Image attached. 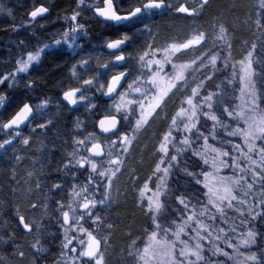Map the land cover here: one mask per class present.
Listing matches in <instances>:
<instances>
[{
    "label": "snow or ice",
    "instance_id": "obj_1",
    "mask_svg": "<svg viewBox=\"0 0 264 264\" xmlns=\"http://www.w3.org/2000/svg\"><path fill=\"white\" fill-rule=\"evenodd\" d=\"M198 2L199 9H190L184 4H180L175 8V11L188 16H198L210 0H198ZM83 3L84 0H77V7L73 14L64 17L69 27L63 31L60 39L54 40L56 46L66 45L69 49H75L78 46V35L87 34L86 26L78 22ZM89 7L94 8L95 15L105 21L121 23L138 16L151 15L163 8L171 9L173 6L168 0H138L134 7L121 13L120 9L115 6L114 0H103V6L90 4ZM259 10L256 27L258 30H264V0H259ZM2 12H6L9 16L13 15L12 9H6L0 4V13ZM48 12L49 7L43 4L34 6L33 10L28 13L31 18L29 23ZM216 23L219 24V29L212 41V46L199 56L194 57L191 63L177 65L174 58H179L177 54L183 55L186 52L203 48L209 40L208 33L203 30H195V34L183 42L177 38L175 41L167 43L163 48L162 57L158 55L159 49L145 51L139 56L140 75L128 85V90L124 93H121L120 89L127 79L126 72L119 71L118 74H113L105 92L104 85L99 84V76L83 80H80L78 76V69H84L85 73L88 71L90 61L82 59L81 62L73 65L72 75L80 86L63 91L62 100L66 101L67 105L76 106L87 102L84 106L90 111L93 110L96 105L91 102V97L88 95L93 89L109 97L119 95L121 98V103L115 105V112L109 109L108 113L99 120L100 133L89 132L82 138L77 137L73 151L68 154L63 168L58 169L63 172L65 177L69 175L72 177L70 190L66 197L56 201L54 211L56 223L62 229L64 236L61 256L67 257L69 252L72 253L73 264H104L102 248L107 241L99 237L98 229L104 221L100 212L109 206L112 199L110 190L113 178L121 171L124 158L129 154L130 146L136 139V133L149 123L150 118L158 115L157 110L166 104V98H170V93L174 95L175 92H182V98H179V109L172 117L168 130L163 134L159 143L157 151L162 155L149 177V182L156 178L155 189L150 187L149 182H145L139 189L140 206L145 215L149 217L152 227L145 230L148 239L144 248L137 249L134 253L130 252L129 255L134 256L138 264H158L161 256L170 261V264H213V257L216 258L215 264H221L219 259L221 256L227 258L223 262V264H227L228 260L234 259L228 251L209 238L215 231L218 219L222 225L229 223L226 208H234V202L247 203L246 200H238L237 195L234 194L239 187L247 186V191L244 193L246 197L256 186H259L264 193V110L255 103L257 80L264 79V58H253L258 48L264 51V31H261V34L252 42V50L247 52V56L238 62L239 71H237L236 63L231 65V77H226L221 82L224 88L202 95L201 89L204 87L205 80H210L213 76L203 75L199 82H196L195 74L207 73L211 69L214 75L215 72L221 71L218 62H223L224 69L229 68L228 57L224 54L226 47L230 56L229 29L219 21V18H216ZM15 30L13 29V31ZM128 40L129 36L123 34L121 37L106 42V48L112 50L111 54L115 56V61L104 65L105 71L127 59L123 54V47ZM48 47L50 45H44L34 54L29 52L26 59H18L16 70L0 77V85L8 82V87H13L17 73L28 74L30 66L39 62L41 53ZM205 61L208 62L205 63ZM167 65H171V72L167 71ZM145 68L147 71H143ZM186 72L192 75V81L187 79ZM162 78H167V87L157 91L160 88L158 80ZM237 79L240 81L241 93L250 97L252 101L242 111H236L224 102L227 86L233 84V81ZM192 83H195L196 86L191 87V94L187 95L188 88ZM33 86L32 81L26 84L28 88ZM217 87L220 88L219 85ZM133 93L139 95L134 96ZM4 102L5 96L0 95V107L4 105ZM47 104L48 101L44 100L41 104L36 105L35 109H41ZM221 105L229 119L237 120L235 129H232L229 124H225L216 114L217 108ZM137 107L139 108L138 116ZM33 113L34 107L30 103H24L11 119L7 122L0 121V130H7L9 136L0 142V149L11 145L15 137H21L19 129L22 125L31 123ZM201 116L215 122L211 133L212 139H217L215 130L222 128L229 137H242L246 151L241 144H235L227 150L208 145L209 136L198 128ZM132 117H136L134 124H131ZM240 120L243 121V126L240 125ZM121 121H128L131 124L130 130L121 132ZM49 123L51 122L41 123L38 127L46 128ZM80 127L81 124L78 121L77 129L79 130ZM177 134L179 139H177ZM22 139L23 144L28 146L29 138ZM200 139L204 141L203 146L198 143ZM257 141L262 143L257 144ZM225 143L232 142L221 141L222 145ZM173 149L174 151H172ZM188 151L203 160L201 172L189 171L186 165L180 167L179 162L184 159ZM254 156H258V159H254ZM165 164L166 166L162 168V165ZM175 168H179L196 184L202 185L207 190L205 192L206 203L202 199L188 194L187 191L177 194V190L171 187L169 179L174 175L173 169ZM204 168L210 170L206 171ZM222 169H238V171L224 176L221 175ZM81 170L86 172L83 181L78 180ZM31 175L32 173H29V176ZM201 176L203 180H201ZM131 178L135 179V177ZM64 187V182H53L50 192L53 194L64 192ZM36 188L43 192L41 183H37ZM48 195L49 193H45L46 200ZM39 206V203H34L32 209ZM178 206H182V208ZM198 206L199 210L197 211ZM43 207L46 210L44 215L49 216L52 211L49 204L44 203ZM213 209L215 212L212 211ZM253 211L254 214L248 215L240 212L237 217L240 223L247 228L246 235L239 240L238 245L232 242L235 237L229 236L225 227L219 229V232L224 235H217L214 239L225 241L227 248H232L238 255H242L241 247L251 249L256 246L258 238L264 235L254 228V224L264 219V200L259 202L254 200ZM173 212L180 222H177V219L171 215ZM204 217L209 218L212 223L205 224L202 219ZM19 222L28 233H32L35 228L41 236L43 235V225H37L35 221L30 224L24 216L19 217ZM112 227L113 224H106L107 229ZM231 231L232 233L237 232L235 221L232 222ZM192 233L195 235H191ZM183 237H187V239ZM204 241L207 242V248L202 243ZM8 242L0 235V244ZM39 243L38 238L32 247L36 248ZM42 250V247L37 248V252ZM14 251H16L15 248ZM24 255L23 251H19L21 258ZM244 259L253 262V264H264V259L255 251L251 252V255L245 256Z\"/></svg>",
    "mask_w": 264,
    "mask_h": 264
},
{
    "label": "trees",
    "instance_id": "obj_2",
    "mask_svg": "<svg viewBox=\"0 0 264 264\" xmlns=\"http://www.w3.org/2000/svg\"><path fill=\"white\" fill-rule=\"evenodd\" d=\"M114 3L121 13H125L135 6L138 0H114ZM40 4L49 7V12L26 27L30 21L27 12L32 9L28 6L34 7ZM76 4L77 0H31V3L30 0H9L4 4L8 9H12L13 15L7 23L0 25V77L13 72L16 68L15 62L26 53H34L44 45L50 47L41 53L38 63L30 66L28 74H22L20 80H15L13 87H8V82L0 85V95L5 96L4 105L0 107V121L5 122L26 102L34 107L31 123L20 131L21 137H16L11 145L0 150V235L9 241L0 244V264H50L61 256L64 236L62 229L56 223L54 211L58 195L57 192L51 193L50 189L53 182H64V189L70 187L71 175L65 177L58 169L63 168L68 154L73 151L77 138V122L90 118L92 132L97 133L95 121L99 116L104 115L106 104L103 94L94 89L88 93L91 102L96 105L91 111L84 106L87 102L71 108L62 100L63 91L80 86L72 75L73 65L78 64L82 59L90 61L86 73L84 69H78L80 80L104 75L100 69L103 65L110 64L113 57L111 53L104 51V45L107 41L121 37L123 34L129 36L123 53L130 57L133 49L139 52L145 49L148 51L159 49V52H163L167 43L177 38L183 42L191 38L195 30H203L208 33L209 45L207 43L203 48H198L189 55L187 52L181 56L177 54L180 56L178 60L186 56H199L212 46L210 37L219 29V24L216 23V18H219V21L229 29L230 56L229 50L226 47L224 49L225 56L229 57L227 59L229 68L224 69L223 62H220L221 71L215 72L214 75L212 71L196 74V82H199L203 75L213 76L212 79L205 80L201 89L206 94L224 88L221 82L226 77H231V65L247 56V52L252 50V42L261 31H264L256 27L259 18L257 14L260 11L257 0H210L198 16L177 13L173 8L179 6H173L171 9L164 8L151 15L138 16L117 26L98 20L92 8L88 7L81 8V15L78 17V22L85 25L87 30L86 35H78V46L75 49H69L66 45L56 46L54 40L60 39L63 31L69 27L64 17L73 14ZM186 7L199 9V2L197 0L195 5ZM253 58H264V51L258 48ZM129 62L130 60H126L124 67L130 77L132 70ZM108 74L112 76V72H105V75ZM29 81L33 82L32 88L26 87ZM234 84L233 82L227 86V94L224 96V102L231 107L234 104L232 96L237 91ZM180 93L175 92L174 95L170 93V98H166V104L157 110L158 115L150 118L149 123L136 133L126 167L115 179L117 191L113 200L100 212L104 221L99 229L104 233L107 241L104 245V264H138L137 259L129 253H134L137 249L142 250L147 239L145 230L152 227L149 217L140 206L139 189L154 171L159 156L157 149L160 134L165 132L171 121ZM44 100H47L48 104L41 109H35V106ZM255 102L264 110V79L257 80ZM216 114L224 123L231 121L224 113L222 105L217 108ZM48 121L51 123L46 128L38 127L39 124ZM209 125L210 121L200 118L198 128L205 135H209L207 134L211 129ZM120 129L121 132L125 129L122 121ZM221 130L224 129L215 130L217 139H208V145L224 150L227 146L221 144L224 139ZM7 135L8 133L0 130V141ZM22 138H29L28 146L23 144ZM17 151L21 158L14 160L13 155ZM179 163L181 168L186 165L189 171L199 173L203 160L188 151ZM204 170L207 171V168ZM173 172L174 175L169 179L171 187L177 190V194L187 191L188 194L204 201V189L201 185L196 184L179 168L173 169ZM29 173L32 175L29 176ZM85 176L86 172L81 170L78 180L83 181ZM200 178L202 180V176ZM37 183H41L43 192L37 190ZM45 193H49L47 200ZM34 203H39L40 206L32 209ZM44 203H48L52 210L49 216L44 215L46 211L43 207ZM178 207L182 208V206ZM171 215L179 219L175 212ZM20 216H24L30 224L35 221L37 225H43V235L41 236L35 228L32 233H28L19 222ZM107 223L113 224V227L107 229ZM254 228L264 234V219L254 224ZM38 238L40 243L36 248L32 247ZM40 247L43 250L37 252V248ZM223 249L234 257L232 261L228 260L227 264H253L244 257L255 251L264 259V235L258 238L256 246L240 250L245 256L238 257L233 249ZM19 251L25 253L22 258L19 256ZM205 255L207 256L208 253L206 252ZM219 259L221 264L227 260L223 256ZM215 260L216 258L213 257V264Z\"/></svg>",
    "mask_w": 264,
    "mask_h": 264
},
{
    "label": "rangeland",
    "instance_id": "obj_3",
    "mask_svg": "<svg viewBox=\"0 0 264 264\" xmlns=\"http://www.w3.org/2000/svg\"><path fill=\"white\" fill-rule=\"evenodd\" d=\"M6 1H9V0H0V4H2L6 9H8L4 4H6ZM168 2L172 5V6H180V4H184V5H190V6H192V5H195L196 4V2H197V0H168ZM257 3L259 4V0H257ZM88 4H100V0H84V3L82 4L83 6L85 5H88ZM81 5V6H82ZM174 10H175V8H173ZM12 16H9V15H7V13L6 12H2V13H0V25H3V24H5V23H7L9 20H10V18H11ZM218 34V30H215L213 33H212V35H211V37H210V39H211V42L213 41V39H215V36ZM217 43H220L219 41H217ZM210 43H208L207 45H209ZM222 47H223V45H221ZM40 48H43V46H41ZM39 48V49H40ZM38 49V50H39ZM145 51H148L147 49H145V50H143V51H137V50H135V49H133L132 50V54H131V56L129 57V56H126L127 57V59L126 60H130V62H129V66H130V68H131V70H132V74H131V76L129 77L128 76V78L126 79V81H125V83H124V85H123V87L120 89V92L121 93H124L125 91H127L128 90V85L129 84H131L136 78H137V76L138 75H140V72H141V65H140V61H139V56L140 55H142ZM35 53V52H34ZM33 53V54H34ZM188 53V55L189 54H192L193 53V51H190V52H187ZM158 55L160 56V57H162L163 56V52H159L158 53ZM180 56H181V54H180ZM180 56H178V57H180ZM113 57H114V55H113ZM183 57V56H182ZM196 57V56H195ZM227 57V56H226ZM246 57V56H245ZM244 57V58H245ZM23 59H26L27 58V54H25L23 57H22ZM112 58V57H111ZM194 57L193 56H186L184 59L183 58H181L180 60H178V59H176V58H174V62L177 64V65H180V64H187V63H191V61H192V59H193ZM229 58V57H228ZM244 58H242L241 60H243ZM208 61H205V63H207ZM239 62V61H238ZM238 62H236V64H237V71H239V64H238ZM219 64H220V62H218ZM15 64L17 65V62H15ZM106 65V64H105ZM104 66V65H103ZM101 67V71L103 72V74L104 75H102V76H99V75H96V76H99V84H103L104 85V88H105V83H106V81L110 78V76H109V74L108 75H105V72L107 73V72H109V73H111L112 72V75L113 74H116V73H118L119 71H121L120 69H118L116 66H114V67H110L107 71H105V69H104V67ZM17 67H18V65H17ZM124 69H126L125 67H124ZM166 69H167V71H169V72H171L172 71V68H171V65H167L166 66ZM127 70V69H126ZM143 71H147V68H145V69H143ZM212 70L211 69H209V73L211 72ZM18 74H20V73H17V75ZM185 75H186V77H187V79L189 80V81H192V79H193V77H192V75H189L187 72L185 73ZM196 75V74H195ZM102 81H104V82H102ZM158 82H159V85H160V88L159 89H157V91H159V90H162L163 88H166L167 87V84H168V82H167V78H162V79H159L158 80ZM198 82V81H197ZM235 84L234 85H236V87H237V91H236V93L232 96V100H233V107L232 108H234L236 111H242V110H244V109H246L247 108V106H248V104L249 103H251L252 101H251V98L250 97H247V96H245L244 94H242L241 93V91H240V81L237 79V80H234L233 81ZM196 86V84L195 83H192L190 86H189V88H188V91H187V95H190L191 94V87H195ZM201 93H202V95H207L208 93H206V94H204V92L203 91H201ZM101 94V93H100ZM133 95L134 96H138L139 94L138 93H133ZM179 98H182V92L180 93V95H179ZM179 98L177 99V102H176V105H175V111H174V113H173V116L175 115V113H176V111H178V109H179ZM197 102H199V101H197ZM84 102H82V104H83ZM119 103H121V98H120V96L119 95H117V96H114L111 100H109V101H106V104H105V106H104V114H107L108 113V111H109V109H111L113 112H115V105L116 104H119ZM256 103V102H255ZM81 104V103H80ZM186 107H187V105H185ZM223 106V105H222ZM139 115V108L137 107V116ZM172 116V117H173ZM226 116H227V114H226ZM202 118H204V119H206V120H208L207 118H205V117H203V116H201ZM200 117V118H201ZM228 117V116H227ZM135 118L136 117H132V121H131V124H134V122H135ZM229 118V117H228ZM171 120H172V118H171ZM231 121H228V122H225V124H229L230 126H231V128L232 129H235V127L237 126V120H232V119H230ZM208 121H210V127L209 128H211V129H209V131H208V133L207 134H209L208 136H209V139H212V135H211V133H212V131H213V125L214 124H212L211 122H213V121H211V120H208ZM123 122V124H124V126H125V129L123 130V131H126V130H130V128H131V124H129V122L128 121H122ZM170 123H171V121L169 122V124H168V127H169V125H170ZM239 123H240V125L241 126H243V121L242 120H240L239 121ZM80 124H81V127H80V129L78 130L77 129V137H79V138H82L83 136H85V135H87L89 132H92V129H91V120H90V118H88V119H85L84 121H81L80 122ZM168 127L166 128V130H165V132L168 130ZM122 131V132H123ZM164 132V133H165ZM164 133H162V134H160V138H159V143L161 142V140H162V137H163V134ZM142 134H143V132H142ZM221 134H222V136H223V141H231L232 143H230V144H228V143H225L224 145H226L227 147H226V149H224V150H227V149H230V148H232L235 144H241L242 145V147L244 148V151H246V146L245 145H243V139H242V137H240V136H236V137H229V136H227V134H226V131L225 130H221ZM7 138H9V136L7 135V137H5L4 139H7ZM16 138V137H15ZM15 138L13 139V140H15ZM180 137H179V135L177 134V139H179ZM193 138H195V136L193 137ZM3 139V140H4ZM3 140H1L0 142H2ZM199 145L200 146H203L204 145V141H203V139H200L199 140ZM159 143H158V147H159ZM262 142H260V141H257V144H261ZM133 145V144H132ZM132 145L130 146V151H131V147H132ZM7 147V146H6ZM212 147V146H211ZM1 150V149H0ZM130 151H129V154L124 158V161H123V164H122V166H121V170H123L124 169V167H126V164H127V162H128V159H129V157H130ZM172 151H174V149L172 150ZM159 153V152H158ZM18 154V151L15 153V155H13V158H14V160H19L20 158H21V155H17ZM17 155V156H16ZM161 155H162V153H159V156H158V161H157V163L160 161V157H161ZM214 155V154H213ZM17 157H19V159H17ZM254 159H258V156H254L253 157ZM169 159H170V157H169ZM156 163V164H157ZM166 166V164L165 165H162V168L163 167H165ZM242 166H243V164H242ZM207 170H210L209 168H207ZM233 171H238V169H236V170H233V169H222L221 170V175H224V176H227V175H231L232 174V172ZM120 173V172H119ZM119 173H117V175L119 174ZM162 174V173H161ZM117 175L113 178V182H112V185H111V190H110V194H111V197H112V199L111 200H113V197H114V195H115V193H116V191H117V184H116V177H117ZM249 175H251L250 173H249ZM202 180H203V177H202ZM147 182H149V180L147 181ZM156 178H153V180L151 181V182H149L150 183V187L151 188H153V189H155V184H156ZM202 186V185H201ZM204 189V188H203ZM70 190V187L68 188V189H64V192H57V195H58V200L59 199H61L62 197H66V194H67V192ZM207 190L206 189H204V191H203V196H204V203H206L207 202V198H206V196H205V192H206ZM247 191V186L246 185H243L242 187H239L235 192H234V194L235 195H237V198H238V200H246V204H238V203H236V202H234V208H226V212H227V215H228V217H229V223L227 224V225H222L221 223H220V220L218 219L217 221H216V225H215V231H213V234H212V237H210L209 239H213V241H214V243H216V244H219V246H221V247H223V248H227V246H226V242L225 241H220V240H215L214 238L217 236V235H221V236H223L224 234L223 233H220L219 232V229H220V227H225V229H226V231H227V233H228V235L229 236H232V237H235L234 239H233V243L234 244H237L238 245V243H239V240L240 239H242L245 235H246V232H247V228H245L241 223H240V220L239 219H237V217L239 216V214H240V212H244L246 215H248V214H254V211H253V201L255 200L256 202H259V201H261V200H264V193H262V191H261V189L259 188V186H256L255 188H254V190L251 192V193H249V195L246 197L245 195H244V193ZM197 211L199 210V206L197 207V209H196ZM258 210V209H257ZM213 212H215V209H213L212 210ZM216 215L217 216H219V214L218 213H216ZM203 219V222L205 223V224H209V223H212V221L209 219V218H207V217H204V218H202ZM233 221H235V224H236V226H237V232L236 233H232V231H231V225H232V222ZM177 222H180L179 221V219L177 220ZM70 235H71V233H70ZM98 235H99V237L101 238V239H105V237H104V233L100 230V229H98ZM191 235H195L194 233H192ZM183 238H185V239H187V237H183ZM147 239H148V237H147ZM147 239H146V241H147ZM146 241H145V243H146ZM145 243H144V245H143V247H142V249L144 248V246H145ZM202 243H204V246L207 248L208 247V245H207V242L206 241H204V242H202ZM227 249H232V248H227ZM243 249H245V248H243V247H241L240 248V250H243ZM65 251H67V250H65ZM102 251H103V255H104V252H105V246H103V248H102ZM72 253H68V255H67V257H62V256H60L59 258H55L50 264H73V260H72ZM243 256H245L244 254H242ZM237 256L239 257V255L237 254ZM227 259V258H226ZM233 260V259H232ZM232 260H230V261H232ZM158 264H170V261H168V260H166L163 256H161L160 257V260H159V262H158Z\"/></svg>",
    "mask_w": 264,
    "mask_h": 264
},
{
    "label": "water",
    "instance_id": "obj_4",
    "mask_svg": "<svg viewBox=\"0 0 264 264\" xmlns=\"http://www.w3.org/2000/svg\"><path fill=\"white\" fill-rule=\"evenodd\" d=\"M40 5H41V4H40ZM40 5H37V6H40ZM102 6H103V5H102ZM31 10H33V8H32ZM31 10H30V11H31ZM162 10H164V8L161 9V10L155 11V12H160V11H162ZM92 12H93V14L95 15L94 8L92 9ZM29 13H30V12H29ZM46 15H47V13H45L43 16L37 17L36 19H38V18H42V17H44V16H46ZM28 16H29V15H28ZM95 17H96L98 20H100V21H105V20H104L103 18H101V17H98V16H96V15H95ZM29 18H30V16H29ZM136 18H137V17H136ZM30 19H31V18H30ZM132 20H133V19H132ZM128 21H130V20H128ZM128 21H124V22H121V23H114V22H111V21H107V22H110L112 25L117 26V25H120V24H124V23H126V22H128ZM112 40H114V39H112ZM125 46H126V44L124 45L123 50L125 49ZM104 51L107 52V53H111V52H112V50H109V49L106 48V43H105V45H104ZM117 54H120V53H117ZM113 61H115V56L112 58V62H113ZM125 61H126V60H125ZM125 61H123V62L120 63V64H116L115 66H116L118 69H120L121 71H124V72H126V73L128 74V71L124 69ZM116 74H118V73H116ZM127 77H128V75H127ZM110 80H111V77L108 79V81H107V83H106V86H105V92L107 91V84H108V82H109ZM125 81H126V80H125ZM125 81L123 82V85H124ZM112 98H113V97H109V96L103 95V99H104L105 101H109V100H111ZM64 102L67 104L66 101H64ZM26 103H27V102H26ZM22 106H23V105H21V106L18 108V110H19ZM68 106H69V105H68ZM69 107L73 108V107H75V106H69ZM18 110H16L12 116H14L15 113H16ZM105 115H106V114L99 116V117L96 119V121H95V128H96V132H97V133H100V129H99V127H98V122H99V120L102 119ZM12 116H11V117H12ZM11 117H10L9 119H11ZM32 117H33V114H32ZM9 119H7L5 122H7ZM27 125H28V124H27ZM27 125H22L21 128L19 129V131H22L23 129H25ZM2 131H3L4 133H8L7 130H2Z\"/></svg>",
    "mask_w": 264,
    "mask_h": 264
},
{
    "label": "flooded vegetation",
    "instance_id": "obj_5",
    "mask_svg": "<svg viewBox=\"0 0 264 264\" xmlns=\"http://www.w3.org/2000/svg\"><path fill=\"white\" fill-rule=\"evenodd\" d=\"M89 1H90V0H89ZM30 3H31V0H30ZM76 5H77V4H76ZM89 5H90V4H88V5H86V6H85V5H84V6L82 5L81 8H88ZM99 5H100V6L103 5V0L100 1V4H99ZM12 8H14V7H12ZM28 8H33V7H32V6H28ZM92 9H93V8H92ZM30 10H31V9H29L28 12H27V18H28V19H30L29 16H28V13L30 12ZM106 22H107V21H106ZM30 24H31V23L28 22V24H27L26 27H29ZM26 54H28V53H26ZM112 58H113V57H112ZM112 58H111V62H112ZM16 68H17V65H16ZM16 68H15V70H16ZM15 70H14V71H15ZM21 75H22V74H18V75L16 76V81L20 80L19 78H20ZM107 81H108V80H107ZM107 81H106V83H107ZM102 82H103V81H102ZM104 83H105V82H104ZM106 83H105V86H106ZM104 91H105V88H104Z\"/></svg>",
    "mask_w": 264,
    "mask_h": 264
}]
</instances>
